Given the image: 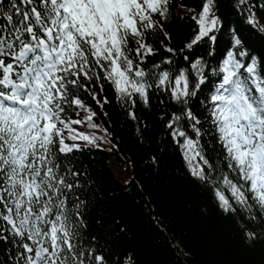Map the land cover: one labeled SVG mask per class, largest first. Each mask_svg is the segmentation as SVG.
<instances>
[{
  "label": "snow or ice",
  "instance_id": "snow-or-ice-1",
  "mask_svg": "<svg viewBox=\"0 0 264 264\" xmlns=\"http://www.w3.org/2000/svg\"><path fill=\"white\" fill-rule=\"evenodd\" d=\"M214 3H202L187 48L205 38L216 40L221 23ZM167 5L168 0H0V242L11 244L12 264H107L102 252L81 240L86 205L74 195L80 174L72 172L69 180L71 170L62 173L58 163V154L82 148L76 141L94 142L61 116L66 107L82 106L75 89L87 91L100 79L131 104L137 96L146 102L153 86L167 90L184 106L166 126L190 174L213 188L225 211L235 212L238 205L252 212L254 203L264 213V58L250 56L234 36L220 68L221 82L210 96L205 122L211 132L205 133L187 107L203 80L190 86L184 71L168 70L153 72L150 82L140 66L154 52L145 33L160 27L154 17H165ZM248 23H256L254 14ZM130 41L137 45L134 51ZM191 67L200 71V61ZM182 119L192 135L178 126ZM212 132L222 153L217 164L201 144ZM245 238L256 240L258 234L246 230Z\"/></svg>",
  "mask_w": 264,
  "mask_h": 264
},
{
  "label": "trees",
  "instance_id": "trees-1",
  "mask_svg": "<svg viewBox=\"0 0 264 264\" xmlns=\"http://www.w3.org/2000/svg\"><path fill=\"white\" fill-rule=\"evenodd\" d=\"M203 2L168 0L166 16L154 17L160 27L145 33L144 42L154 52L140 66L150 82L153 72L168 70L173 75L184 71L190 86L203 80L187 107L209 133L205 117L210 96L221 82L220 68L227 52L233 50L234 36L242 40L250 56L264 58V31L260 30L264 28V0H215L213 10L221 23L214 33L216 40L205 38L189 49L186 45L198 30L195 17ZM251 14L255 24L248 23ZM136 46L129 42L133 51ZM197 60L200 71L191 67ZM75 92L82 106L66 107L61 119L77 132L94 137V142L76 141L82 148L58 154V163L62 173L71 170L69 180L72 172L80 174L74 195L86 205L81 208L85 225L81 240L86 248L102 252L107 264H264V213L254 203L252 212L238 205H234L235 212L225 211L213 188L190 174L166 126L172 114H182L184 106L171 100L167 90L153 86L148 100L137 96L135 104L122 101L104 79L92 81L87 91L77 88ZM92 112L95 116L89 121ZM76 119L82 122L71 124ZM89 123L97 127L90 128ZM178 126L192 135L185 120ZM214 136V132L205 135L201 144L217 164L222 153ZM66 143L73 141L66 139ZM246 230L257 233L258 239H246ZM10 249L11 244L0 242L2 264H12Z\"/></svg>",
  "mask_w": 264,
  "mask_h": 264
},
{
  "label": "rangeland",
  "instance_id": "rangeland-1",
  "mask_svg": "<svg viewBox=\"0 0 264 264\" xmlns=\"http://www.w3.org/2000/svg\"><path fill=\"white\" fill-rule=\"evenodd\" d=\"M114 174L117 176V172L113 169ZM122 179V178H121Z\"/></svg>",
  "mask_w": 264,
  "mask_h": 264
}]
</instances>
